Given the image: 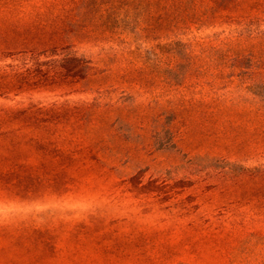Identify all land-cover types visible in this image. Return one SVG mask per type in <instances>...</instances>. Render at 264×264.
Wrapping results in <instances>:
<instances>
[{
  "label": "rangeland",
  "instance_id": "374dc122",
  "mask_svg": "<svg viewBox=\"0 0 264 264\" xmlns=\"http://www.w3.org/2000/svg\"><path fill=\"white\" fill-rule=\"evenodd\" d=\"M0 264H264V0H0Z\"/></svg>",
  "mask_w": 264,
  "mask_h": 264
},
{
  "label": "trees",
  "instance_id": "16d2710c",
  "mask_svg": "<svg viewBox=\"0 0 264 264\" xmlns=\"http://www.w3.org/2000/svg\"><path fill=\"white\" fill-rule=\"evenodd\" d=\"M205 236H207V235H203V237H205ZM128 240L130 241V239H128ZM111 243H112V245H111L112 248L115 247V248L119 249L120 245H119V241H118V236H115V238H113ZM40 259L43 260V258H40Z\"/></svg>",
  "mask_w": 264,
  "mask_h": 264
}]
</instances>
